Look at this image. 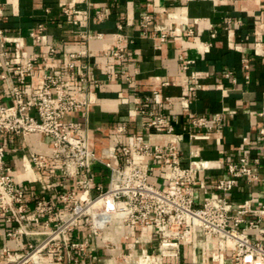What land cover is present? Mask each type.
I'll return each instance as SVG.
<instances>
[{
  "label": "crops",
  "instance_id": "crops-1",
  "mask_svg": "<svg viewBox=\"0 0 264 264\" xmlns=\"http://www.w3.org/2000/svg\"><path fill=\"white\" fill-rule=\"evenodd\" d=\"M0 0L2 28L10 37L7 50L12 49V39L23 37V55H45L50 46L57 47L52 67L64 70L71 60L70 54H88L75 60L73 72L82 61H89L90 75L99 79L100 85L90 87L89 105L86 109L68 115L67 119L81 122L86 131L89 147L100 156L107 148H118L130 142L137 133L151 144L174 143L179 149L182 165L189 160L190 151L208 161L205 182L210 184L224 175L225 167L239 156L254 157L264 141L258 130L264 127V0ZM73 6L88 10L87 18L77 25L62 14L64 7ZM99 11L104 18L95 15ZM152 17L147 31L142 33L140 18ZM182 22L186 27L164 41L154 31V24ZM45 25L40 43L33 45L28 31L39 24ZM192 31L191 35L186 30ZM216 36L211 38V30ZM87 31L91 38L80 34ZM97 34H101L100 37ZM118 37L124 47V58L104 56ZM210 43L208 51L204 50ZM179 55L193 60L183 70ZM249 65V82L245 81L242 59ZM3 71L0 59V73ZM227 72L231 74L226 75ZM109 74H115L108 76ZM193 79L195 89L189 90ZM41 83V70L35 68L24 85L26 94L34 93ZM1 89L7 94L4 82ZM71 93L80 98L71 87ZM186 95L190 102L184 108L179 100ZM149 100L146 101L145 99ZM169 99V100H168ZM4 101L9 103L7 97ZM145 111V112H144ZM154 115L166 116L175 128L174 134L148 131L143 123ZM262 113L263 115H258ZM207 117V125L195 127L191 119ZM221 116L220 127L216 117ZM215 125V126H214ZM123 126L124 132L116 127ZM208 126H214L208 128ZM209 133L208 139H192V133ZM6 160L14 172L16 183L24 188L26 215L32 225L42 226V217L34 210L39 199L56 198L60 193L75 188L80 177L61 179L58 165L50 163L45 170L35 169L30 162V151L46 153L51 144L42 134L28 135L26 139L4 134ZM156 167L152 180L159 186L167 182V169L159 162L147 159ZM264 165V164H263ZM264 169V167H263ZM91 175L95 182L106 185L108 169L93 163ZM202 198L196 190V199ZM226 198L237 207L257 209L264 200V181L246 183L239 180ZM251 218L252 215H249ZM14 224L0 220V264H9L5 251H23V236L9 237ZM258 227L254 232L258 234ZM87 229L78 224L69 239L81 241L88 238ZM103 237L115 242L118 248L109 251L100 241L92 239L87 254L73 251L69 264H151L157 258L159 238L151 225L129 227L115 219L105 229ZM146 254L142 255V250ZM77 258L78 261H73ZM44 264L60 263L55 255L43 254ZM142 260V261H141ZM166 264H240L227 255L223 241L203 240L197 235L196 247L183 246L180 256L164 260Z\"/></svg>",
  "mask_w": 264,
  "mask_h": 264
},
{
  "label": "built area",
  "instance_id": "built-area-1",
  "mask_svg": "<svg viewBox=\"0 0 264 264\" xmlns=\"http://www.w3.org/2000/svg\"><path fill=\"white\" fill-rule=\"evenodd\" d=\"M83 1L91 4L89 0ZM62 14L77 25L80 18L89 16V11L68 6L62 9ZM95 15L99 20L104 18L99 11H95ZM151 22L150 15L141 16L139 25L142 33L147 31ZM1 24L0 16V59L3 66L0 73V220L15 226L7 231V236L26 239L23 251H5L6 258L11 259L9 264H44L43 254L55 255L58 262L69 264L73 251L82 256L87 254L92 239H100L109 251H114L118 248L117 243L104 238L103 232L115 219L129 227L148 224L154 228L159 241L157 258L151 264H166L165 259L178 258L183 246L196 247L198 234L205 242L213 237L221 239L227 255L233 256L240 264H264V200L257 209L251 210L234 206L226 198V193L233 190L239 180L249 184L264 181V141L256 156L241 155L229 162L224 175L210 184L205 182L208 161L201 158L198 151H190L187 164L182 165L176 144H151L137 133L130 135L129 143L104 149L98 156L89 147L83 124L67 119L68 115L87 108L91 85L97 87L101 82L91 77V65L87 59L73 72L75 60H81L83 56L88 58V54L72 53L64 70L54 69L52 62L57 47L50 46L45 55L24 56L23 37L17 36L12 39V49L8 51L11 39ZM185 27L182 22L153 25L161 41ZM44 30L45 25L39 23L28 31L33 45L40 43ZM186 34L191 35L192 31L187 29ZM80 35L85 40L91 38L87 31ZM210 36H216L215 29L211 30ZM210 45L206 44L204 50L208 51ZM102 54L123 59L121 37L113 48ZM178 59L183 70L193 63L192 59L182 55ZM242 66L245 81L249 82L246 58L242 59ZM35 68L41 70L40 86L34 93L26 94L27 76ZM229 74L231 72L226 75ZM111 75L115 74L108 76ZM1 82L5 83L6 95ZM195 83L193 79L190 91L195 89ZM71 87L81 95L80 98L71 93ZM5 97L9 103L4 101ZM179 100L184 108L188 107L190 99L186 95H180ZM148 113L151 118L143 123L148 131L174 134L175 128L166 116ZM207 121V117L202 115L192 118L191 124L203 127ZM220 122L221 116H217L215 125L220 127ZM116 130L125 131L123 126L116 127ZM35 133L47 137L51 144L46 153L30 151V162L35 169L45 170L50 163H55L61 179L80 177L72 190L62 192L56 198L38 200L34 213L42 217L41 227L33 226L31 218L26 215L25 191L15 181L13 169L5 158L7 150L2 140L4 134L24 140ZM258 133L264 137V127L259 128ZM189 136L208 139L209 133H192ZM147 159L159 162L162 169H167L164 186L152 180L157 170ZM93 163H100L108 169L105 186L94 181L91 175ZM197 189L202 192L200 201L196 199ZM78 224L87 229V239H69V234ZM256 227L258 234L254 232ZM141 252L146 254L145 249ZM73 261L78 259L73 258Z\"/></svg>",
  "mask_w": 264,
  "mask_h": 264
}]
</instances>
